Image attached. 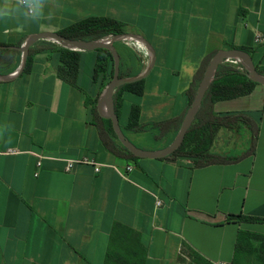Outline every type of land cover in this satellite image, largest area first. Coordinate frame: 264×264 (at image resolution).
<instances>
[{
  "label": "crops",
  "instance_id": "crops-1",
  "mask_svg": "<svg viewBox=\"0 0 264 264\" xmlns=\"http://www.w3.org/2000/svg\"><path fill=\"white\" fill-rule=\"evenodd\" d=\"M97 17L123 23L125 34L148 47L145 65L116 46L120 73L145 75L143 95L124 93L118 117L126 138L143 150L175 139L208 55L243 48L256 65L264 62V0H51L39 24L0 23V45L17 50L31 36ZM37 43L29 72L0 79V152L20 151L0 155V264H104L115 223L140 234L145 264H179L183 244L213 264H231L239 231L264 235V85L214 104L216 115L242 114L258 128L255 148L238 161L201 168L171 157L130 161L106 148L95 123L92 108L104 116L101 100L111 81L110 68L94 80L98 52L80 51L73 87L57 76L59 44ZM17 51L15 71L23 62ZM135 106L140 131L128 129ZM172 119L176 127L164 135L153 128ZM251 135L243 124L220 129L211 152L245 155ZM37 156L43 159L36 176ZM70 160L77 163L67 170ZM84 160L100 164V172Z\"/></svg>",
  "mask_w": 264,
  "mask_h": 264
},
{
  "label": "trees",
  "instance_id": "trees-1",
  "mask_svg": "<svg viewBox=\"0 0 264 264\" xmlns=\"http://www.w3.org/2000/svg\"><path fill=\"white\" fill-rule=\"evenodd\" d=\"M124 24L110 18H88L59 32L61 36L78 41H99L107 36L122 35L124 33ZM24 41L18 46H22ZM121 44H115L119 46ZM127 48V47H126ZM57 51L60 53V66L57 69V76L73 87H77V77L80 65V51H74L62 46H58ZM252 53L249 49H243ZM130 50V49H129ZM98 58L94 69V80L101 75H105L110 68V79L114 74V58L109 50L99 49ZM131 51V50H130ZM37 50L31 48L26 53L24 67L22 72H29L33 63L34 55ZM217 53V52H216ZM216 53L208 55L201 63V66L195 74L191 86L187 92L192 104L197 93L198 86L210 65ZM20 56L17 50L3 47L0 45V76H7L15 71L11 69L12 63ZM257 71L264 76V62L255 64ZM122 80H127L120 85L114 94V109L116 115L122 107V95L124 93H132L137 96H142L144 93V79L137 77L126 76L120 73ZM257 83L253 82L245 68L242 70L229 64L222 63L219 65L215 75L204 95L200 110L187 131L181 147L176 150L170 157L186 159L193 163L195 168L206 167L209 165L230 164L238 161L244 156L253 151L256 145L258 128L253 122L248 121L245 115L234 114L220 116L213 111L214 104L218 101L231 100L250 94ZM89 103V101H88ZM93 116L96 126L99 129V134L106 148L118 157H123L130 161H136L139 158L134 156L118 141L113 130L111 121L99 115L97 109L93 106ZM141 110L135 106L132 108L129 130L140 131ZM178 120H168L155 124L153 128L160 131L161 135L176 127ZM183 119L179 120L176 131L179 132ZM246 125L251 131V149L245 155L240 157H228L214 154L211 152L213 142L220 129L236 130L239 125ZM169 142L167 145H169ZM238 221L254 222L263 221L257 218H247L238 216ZM147 249L142 245L140 234L134 229L125 226L121 223H115L110 233L109 245L107 248L104 264H145ZM179 264H213L200 254L195 252L189 246L183 244L181 254L179 256ZM231 264H264V235L251 231L241 230L238 233L235 256Z\"/></svg>",
  "mask_w": 264,
  "mask_h": 264
},
{
  "label": "water",
  "instance_id": "water-1",
  "mask_svg": "<svg viewBox=\"0 0 264 264\" xmlns=\"http://www.w3.org/2000/svg\"><path fill=\"white\" fill-rule=\"evenodd\" d=\"M52 40L59 44L64 48H68L74 51H95L99 49L109 50L114 58V74L111 81L108 83L105 91L103 93V97L101 100V105L104 107V117L108 118L111 123L113 130L117 136L118 141L123 145V147L132 153L134 156L138 158H147V159H164L170 157L176 150H178L185 138L187 131L189 130L190 126L193 124L200 107L202 105V101L204 95L215 75L220 64H222L226 59H239L242 64L244 65L245 69L248 72L250 79L257 83L264 85V76L261 75L253 61L252 56L245 50L241 49H230L227 51H219L213 57L210 65L206 69V72L198 86L197 93L194 97L192 104L190 105L186 115L183 118L181 127L179 129L178 134L176 135L175 139L166 147L161 148L156 151H148L143 150L135 146L132 142H130L123 130L121 129L119 118L115 113L114 109V94L116 89L127 82V80H122L120 78V55L115 45L103 43L101 41H78V40H70L58 33H39L34 36H31L21 47H13L23 53V62L22 65L17 69L18 76L24 67V62L26 58V53L40 40ZM145 76V75H144ZM138 77L142 79L144 77ZM15 76H0V79H7Z\"/></svg>",
  "mask_w": 264,
  "mask_h": 264
},
{
  "label": "built area",
  "instance_id": "built-area-1",
  "mask_svg": "<svg viewBox=\"0 0 264 264\" xmlns=\"http://www.w3.org/2000/svg\"><path fill=\"white\" fill-rule=\"evenodd\" d=\"M262 40H263L262 36L260 34H258L256 36V42L260 43ZM99 41H101L103 43H107V44H113V45L121 44V45L127 47L128 49H130L131 51H133L140 58L144 59L145 65H147V63H148L147 62V59L149 58L148 47L146 46L145 42L140 37H138L136 35H132V34H122V35H118V36L110 35V36H107V37H105ZM224 63H229V64L237 67L240 70L245 68L239 59L228 58L224 61ZM146 72H147V70L143 71V74H145ZM17 74H18V70L9 74V76H16ZM19 153H20L19 150L9 149V150H6L5 152H0V155H16ZM37 157L39 160L37 162L38 171L36 172V176L38 175L39 169L42 166L41 160L43 159L42 156H37ZM76 163H77L76 161H71V160L68 161L67 162V170H71L73 165ZM83 163H86V164L93 166L95 173L100 172V168H101L100 164H97V163L90 161V160H84ZM131 170H132V166H128L127 171H131ZM156 204H157V207L162 206V202L160 200H157ZM219 264H229V263L222 262Z\"/></svg>",
  "mask_w": 264,
  "mask_h": 264
},
{
  "label": "clouds",
  "instance_id": "clouds-1",
  "mask_svg": "<svg viewBox=\"0 0 264 264\" xmlns=\"http://www.w3.org/2000/svg\"><path fill=\"white\" fill-rule=\"evenodd\" d=\"M50 4L51 0H0V23L39 24Z\"/></svg>",
  "mask_w": 264,
  "mask_h": 264
},
{
  "label": "rangeland",
  "instance_id": "rangeland-1",
  "mask_svg": "<svg viewBox=\"0 0 264 264\" xmlns=\"http://www.w3.org/2000/svg\"><path fill=\"white\" fill-rule=\"evenodd\" d=\"M47 42H54V41H52V40L49 41V39H46V40H40V41L37 43L36 47H38V46H42V45H44V44H47ZM172 141H173V139H172L170 142H172Z\"/></svg>",
  "mask_w": 264,
  "mask_h": 264
}]
</instances>
